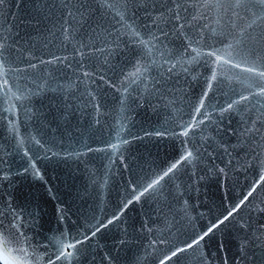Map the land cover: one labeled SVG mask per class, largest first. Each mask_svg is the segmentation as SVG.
I'll return each mask as SVG.
<instances>
[{
  "label": "water",
  "instance_id": "95a60500",
  "mask_svg": "<svg viewBox=\"0 0 264 264\" xmlns=\"http://www.w3.org/2000/svg\"><path fill=\"white\" fill-rule=\"evenodd\" d=\"M37 3L38 0H5V5L0 7V25L17 34V39L28 40L38 54L51 51L69 56L67 64L72 67L55 65L35 70L20 82L26 98L13 99L11 103L16 107L11 112L0 95V213L10 208L19 218L11 234L0 229V234L7 235L9 241L7 245L0 241V264H5V257L8 264H22L25 260L27 264H47L51 258L50 249L45 246L49 237L65 232L82 239L78 233L86 225L110 219L122 207V202H126V197L130 199L127 196L131 191L130 181L151 175L177 157L178 141L144 133L170 129L169 117L176 116L173 108L180 109L184 118L189 119V102L200 92L203 82L202 76L193 79L203 71L193 64L189 66V74L178 71L169 84L170 89H177L175 94L167 93L172 104L159 96L148 97L142 85L130 86L121 81V68L128 70V65L134 62L130 56L133 49L125 47L92 56L78 79L79 58L73 60L70 55L73 43L64 44L59 35L49 36L46 31L59 18V10L50 20L43 21ZM43 12L47 13V9ZM98 15L93 13L94 18ZM136 15L140 17L139 24L147 23L143 10ZM102 38L97 36L94 25L85 24L75 41H95L96 47L101 48ZM127 40V36L123 37L122 43L127 44ZM48 41H52L51 46L43 48ZM41 58L47 59V56ZM101 67L106 73L104 81L97 72ZM83 71L94 75L85 80ZM88 92L97 99L90 100ZM212 96L209 103L216 102L218 93ZM97 103L101 105L99 113L95 111ZM207 111L212 121H216L211 109ZM228 119L225 117V124ZM231 119L235 128L240 116L234 114ZM95 120L100 121L98 126ZM10 121L14 122L16 131L11 130ZM121 126L122 138L137 137L120 150L125 157L123 161L110 152L83 150V145L99 146L98 139L108 140ZM215 127V123H207L205 132L197 130L189 137L192 147L201 154V162L180 167L164 181L162 195L153 193L131 204L118 221L101 229L80 246L76 256L66 257L60 264H108L103 259L106 252L116 257L115 264H156L158 252L154 251L156 246H151V241L161 232L167 237L170 226L172 234L179 229L190 230L192 225L199 230L229 203L242 198L246 179H251V169L237 164L236 157H243L247 145L233 152L231 145L236 144V137L227 133L217 136ZM209 133L224 143L232 155L218 148L209 139ZM33 138L39 139L44 148L37 146ZM25 150H30L28 156ZM230 159L232 166L227 168L225 186L224 175H216L209 168L213 164L224 167ZM37 169L39 176L35 175ZM259 200H264V190L254 194L252 205L244 206L234 219L206 237L198 249L186 254L187 264H244L239 260L240 238L252 233L247 228L241 231L240 225L250 216L253 231L264 224V213L253 207H264L259 205ZM148 228L154 231L149 232ZM21 249H27L30 255L25 257ZM262 251L264 236L253 241L247 264H259ZM201 253L203 259H197Z\"/></svg>",
  "mask_w": 264,
  "mask_h": 264
},
{
  "label": "snow or ice",
  "instance_id": "6c2138e0",
  "mask_svg": "<svg viewBox=\"0 0 264 264\" xmlns=\"http://www.w3.org/2000/svg\"><path fill=\"white\" fill-rule=\"evenodd\" d=\"M4 5L5 0H0V7ZM37 7L43 21L50 20L59 10V18L46 31L49 36L59 35L64 44L73 43L70 55L73 60L79 58L76 63L78 79L80 71L88 67L87 61L97 53L121 47L131 48L133 51L130 56L134 62L128 65V70L121 68V81L130 86L142 85L146 96H159L172 104L167 93L170 91L175 94L177 91L175 88L170 89L169 84L178 71L189 74V66L193 64L203 69L193 77L198 79L202 76L203 82L200 92L189 102V119L184 118L180 109L173 108L176 116L169 117L170 129L144 133L145 136L168 137L178 141L177 157L151 175L130 181L131 191L127 192L130 199L126 197V202H122V207L110 219L86 225L85 230L78 233L82 239L65 232L49 237L45 246L50 249L51 258L47 264H60L64 258L76 256L84 242L118 221L131 204L153 193L162 195L164 181L175 175L180 167L201 162V154L192 147L189 137L197 130L205 132V125L211 122L216 125L217 136L227 133L236 137V144L231 145L233 152L247 145L243 157H236V163L251 169V179H246L247 187L241 193L242 198L229 203L203 228L198 230L196 225H192L190 230L179 229L172 234L170 226L167 237L161 232L151 241V246H156L154 251L158 252L156 264H187L186 254L198 249L206 237L234 219L244 206L252 205L254 194L264 190V132L261 131L264 128V0H92L91 3L89 0H38ZM44 9H47V13L43 12ZM140 10H143L146 24L138 23L140 17L136 13ZM94 12L99 13L96 18L93 17ZM85 24L94 25L97 36L103 37L100 40L103 47L97 48L95 41H75V36ZM125 36L128 38L127 44L122 43ZM51 44L52 41H48L42 47L47 49ZM41 56H47V59ZM68 60L69 56L56 55L51 51L38 54L34 46H29L28 40L17 39V34L0 25V95L9 105L7 111L11 112L16 107L11 103L13 99L19 101L26 98L21 81L45 66L72 67L67 64ZM97 72L100 73L99 79L104 81L106 73L103 68H98ZM93 75L90 71L82 73L85 80L91 79ZM237 85L240 87L237 88ZM112 86L116 87L115 84ZM214 92L218 93L216 102L209 103ZM88 96L90 100L97 99L91 92H88ZM100 108L101 105L97 103L95 111L99 113ZM207 109L216 115V121H212ZM234 114L240 116L235 128L232 127L231 119ZM225 117L229 118L227 124ZM9 123L11 130L16 131L14 122ZM99 123V120L94 121L97 126ZM123 132L121 126L110 134L108 140L98 139L99 146L83 145V150L110 152L123 161L125 157L120 150L131 139H137L130 135L129 139H124L121 136ZM207 135L218 148L232 155L224 143L215 140L210 133ZM203 139L204 136H201ZM35 144L44 148L39 139H35ZM29 151L25 150L26 156ZM230 166L231 159L224 167L217 168L213 164L209 171L216 175L223 174L226 186L227 168ZM35 175H40L38 169ZM259 205H264V200H259ZM253 207L264 213V207ZM18 220L14 210L5 209L0 213V229L11 234L17 228ZM240 227L241 231L247 228L252 233H245L240 238L239 260L247 264V253L253 241L264 236V224L258 225L253 231L250 216L247 221L241 222ZM148 231L153 232L154 229L148 228ZM0 241L7 245V235L0 234ZM21 252L25 257L30 255L27 249H21ZM103 259L108 264H115L116 261L111 252H106ZM197 259L202 260L203 254H199ZM5 264H8L6 257ZM22 264H27V261ZM259 264H264V251L261 252Z\"/></svg>",
  "mask_w": 264,
  "mask_h": 264
}]
</instances>
